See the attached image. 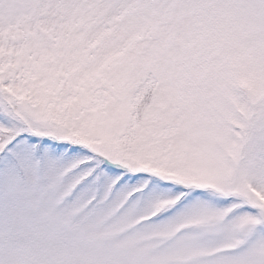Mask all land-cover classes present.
<instances>
[{"label": "snow or ice", "instance_id": "obj_1", "mask_svg": "<svg viewBox=\"0 0 264 264\" xmlns=\"http://www.w3.org/2000/svg\"><path fill=\"white\" fill-rule=\"evenodd\" d=\"M0 264H264V0H0Z\"/></svg>", "mask_w": 264, "mask_h": 264}]
</instances>
